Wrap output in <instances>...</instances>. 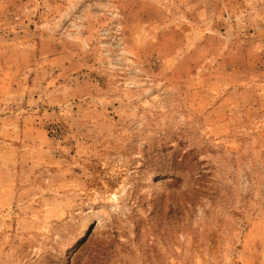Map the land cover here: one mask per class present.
Here are the masks:
<instances>
[{
    "label": "rangeland",
    "instance_id": "obj_1",
    "mask_svg": "<svg viewBox=\"0 0 264 264\" xmlns=\"http://www.w3.org/2000/svg\"><path fill=\"white\" fill-rule=\"evenodd\" d=\"M0 264H264V0H0Z\"/></svg>",
    "mask_w": 264,
    "mask_h": 264
},
{
    "label": "bare ground",
    "instance_id": "obj_2",
    "mask_svg": "<svg viewBox=\"0 0 264 264\" xmlns=\"http://www.w3.org/2000/svg\"><path fill=\"white\" fill-rule=\"evenodd\" d=\"M150 176H151V180L155 181L159 177V172L158 171H154L153 173L150 174Z\"/></svg>",
    "mask_w": 264,
    "mask_h": 264
},
{
    "label": "trees",
    "instance_id": "obj_3",
    "mask_svg": "<svg viewBox=\"0 0 264 264\" xmlns=\"http://www.w3.org/2000/svg\"><path fill=\"white\" fill-rule=\"evenodd\" d=\"M159 172V175H160V171H158Z\"/></svg>",
    "mask_w": 264,
    "mask_h": 264
}]
</instances>
